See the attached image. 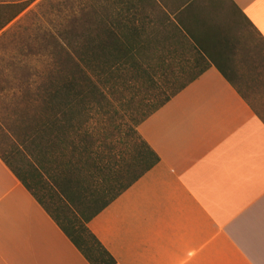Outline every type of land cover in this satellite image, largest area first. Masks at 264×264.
Masks as SVG:
<instances>
[{"label": "crops", "instance_id": "obj_1", "mask_svg": "<svg viewBox=\"0 0 264 264\" xmlns=\"http://www.w3.org/2000/svg\"><path fill=\"white\" fill-rule=\"evenodd\" d=\"M156 3L164 56L203 72L138 125L159 161L88 228L116 264H264V120L226 72L241 26L264 42V0ZM0 264H90L1 157Z\"/></svg>", "mask_w": 264, "mask_h": 264}, {"label": "trees", "instance_id": "obj_2", "mask_svg": "<svg viewBox=\"0 0 264 264\" xmlns=\"http://www.w3.org/2000/svg\"><path fill=\"white\" fill-rule=\"evenodd\" d=\"M33 1L0 2V30ZM89 11L92 15L83 21L82 31L65 33L64 45L58 43L59 50L52 53L45 81L34 92L37 111L22 134L21 145L35 167L50 178L65 204L74 208L71 217L50 214L54 221L90 264H116L90 231L88 222L158 163V155L137 127L186 84L173 85L162 101L149 103L145 114L133 119L135 154L127 159L122 155L114 175L104 183L89 184L84 176L89 165L98 163L91 136L96 127L93 120L99 122V98L105 91L122 92L126 75L134 79L145 74L148 69L139 66L136 57L161 44L169 26L178 29L156 0H103L97 10L90 6ZM72 135L78 140L74 141ZM67 149L71 160L64 161L63 151ZM10 169L31 192L25 178Z\"/></svg>", "mask_w": 264, "mask_h": 264}, {"label": "rangeland", "instance_id": "obj_3", "mask_svg": "<svg viewBox=\"0 0 264 264\" xmlns=\"http://www.w3.org/2000/svg\"><path fill=\"white\" fill-rule=\"evenodd\" d=\"M9 1L15 0H0ZM100 2L103 0H35L0 30V157L25 178L53 217H71L74 208L60 198L47 174L35 167L21 145L22 134L37 111L34 92L45 81L52 53L59 50L58 43L64 45L65 33L82 31L83 21L92 15L90 6L97 10ZM238 34L234 52L237 69L226 72L264 120V42L247 25L241 26ZM165 48L169 46L161 43L137 56L136 63L147 68L146 73L134 79L126 75L122 92L105 91L99 98V122L93 120L96 127L91 136L98 163L89 165L84 176L89 184L104 183L114 175L122 155L127 159L135 154L133 119L142 117L149 103L162 101L173 85L187 84L201 70L191 49L183 47L182 58L175 60L164 56ZM63 152L64 161L71 160L70 150Z\"/></svg>", "mask_w": 264, "mask_h": 264}]
</instances>
